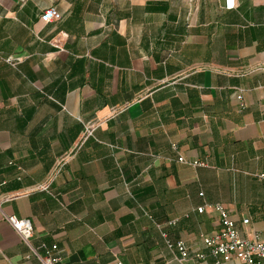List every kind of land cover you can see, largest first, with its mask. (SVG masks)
<instances>
[{
	"label": "crops",
	"instance_id": "crops-1",
	"mask_svg": "<svg viewBox=\"0 0 264 264\" xmlns=\"http://www.w3.org/2000/svg\"><path fill=\"white\" fill-rule=\"evenodd\" d=\"M262 173L264 0H0V264H240Z\"/></svg>",
	"mask_w": 264,
	"mask_h": 264
},
{
	"label": "built area",
	"instance_id": "built-area-1",
	"mask_svg": "<svg viewBox=\"0 0 264 264\" xmlns=\"http://www.w3.org/2000/svg\"><path fill=\"white\" fill-rule=\"evenodd\" d=\"M44 14L48 21L61 18V13L54 8L45 10ZM92 131V128L88 127L86 133L91 134ZM259 177L264 180V173L260 174ZM215 208L220 214L221 228L204 236V242L217 262L237 259L240 264H264V232L256 234L253 239L243 238L226 208L220 204L215 205ZM198 211L202 213L204 207H200ZM5 218L18 232L22 240L30 246L31 254L40 258L44 264L58 263L59 257L42 256L36 248L31 246L30 240L33 237L34 228L30 220L18 218L15 215H5ZM169 246L173 247L174 245L170 244ZM175 248L181 255L182 261L188 258L190 253L184 241L177 242ZM53 249L56 250L57 245H54ZM197 256L204 257L203 254H197Z\"/></svg>",
	"mask_w": 264,
	"mask_h": 264
},
{
	"label": "snow or ice",
	"instance_id": "snow-or-ice-1",
	"mask_svg": "<svg viewBox=\"0 0 264 264\" xmlns=\"http://www.w3.org/2000/svg\"><path fill=\"white\" fill-rule=\"evenodd\" d=\"M230 5H231V0H230Z\"/></svg>",
	"mask_w": 264,
	"mask_h": 264
}]
</instances>
